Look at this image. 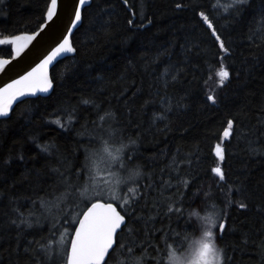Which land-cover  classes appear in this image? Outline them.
Here are the masks:
<instances>
[{"label":"trees","instance_id":"trees-1","mask_svg":"<svg viewBox=\"0 0 264 264\" xmlns=\"http://www.w3.org/2000/svg\"><path fill=\"white\" fill-rule=\"evenodd\" d=\"M49 1L3 0L0 38L36 31ZM81 14L51 91L0 119V264H65L106 149L128 214L107 264H168L204 213L225 224L222 264H264V0H89Z\"/></svg>","mask_w":264,"mask_h":264},{"label":"snow or ice","instance_id":"snow-or-ice-1","mask_svg":"<svg viewBox=\"0 0 264 264\" xmlns=\"http://www.w3.org/2000/svg\"><path fill=\"white\" fill-rule=\"evenodd\" d=\"M3 3V0H0ZM85 0H79V4L83 5ZM247 3V0H232L229 7L235 8ZM58 0H50V4L47 6L46 19L52 20L57 15ZM75 19L71 23L76 24L82 20L81 8L76 6L74 9ZM203 15V13H201ZM206 19V18H205ZM131 23V21H129ZM211 27V25H209ZM214 31V30H213ZM22 37L14 36L11 38V43L16 45L15 51L19 53L25 46L27 40H31L32 37L26 38L25 43H22ZM219 40V36H216ZM8 40L0 41V43H8ZM223 48V43H221ZM74 49L69 45L68 37H64L63 43H60L53 51L44 58L35 68L26 72L18 79L12 80L10 83L0 88V115L7 114V107L11 100L17 96H22L25 93H35L37 91L47 92L52 87V81L49 79L44 69L47 65L58 55L63 52H73ZM227 51V49H225ZM7 63V61L0 60V66ZM221 77H227L228 72L226 70L220 73ZM223 80L221 81V83ZM209 99H214L209 97ZM87 102V101H86ZM58 122V121H57ZM231 121L229 125L231 126ZM227 135V131L225 132ZM217 155L223 159L219 145L217 146ZM125 159L127 154H125ZM214 172L220 174L221 180L224 179L223 173L220 167L213 169ZM139 172H133L131 175H139ZM131 176L129 177V179ZM133 195H135V189H129ZM103 193L94 194L92 200L85 201L86 211L82 210V218L77 217L78 226H74V235H70V239L64 246L61 252V259L65 260V264H107L106 255L110 253L111 249H114L118 240V230H122V225L126 223L125 216L127 212L123 207L117 210V201L121 199L115 195L112 196V203L102 202ZM90 204V206H88ZM241 208H244V204H240ZM171 206L169 211H171ZM179 211V209L177 210ZM124 212V215H121ZM23 222V221H22ZM204 224L207 226L203 233V236L192 242L190 245L191 254L196 264H210L213 248L207 241L213 238V229L217 227L218 216L216 213H209L203 218ZM219 230L225 228V224L222 220L218 224ZM168 260L170 264H183L182 258L178 257L175 251L168 253Z\"/></svg>","mask_w":264,"mask_h":264},{"label":"water","instance_id":"water-1","mask_svg":"<svg viewBox=\"0 0 264 264\" xmlns=\"http://www.w3.org/2000/svg\"><path fill=\"white\" fill-rule=\"evenodd\" d=\"M88 3L89 0H85V3L83 5L79 4V0H58L57 15L54 16L52 20H47L45 14L44 22L36 31L30 34L19 35L20 37L24 38L21 41L22 43H25L26 38L29 36H31L32 39L26 41L25 46L22 48V50L19 51V53L15 51L16 45H13L11 43V56L9 58L0 57V60L7 61V63L0 66V88H3L5 84L10 83L12 80L18 79L26 72L31 71L32 68H35L38 64H40L42 60H44L46 56H48L53 51V49H55L60 43H63L64 37H68L69 45L71 46L70 35L79 26L81 22H77L76 24L71 23V21L75 19L73 9L76 6H79L82 10V8ZM71 53L72 52H63L57 57H55L47 65L44 71L47 73L49 79V70L51 66L57 60ZM51 89L52 87L49 88L47 92L37 91L35 93H25L22 96H17L15 99L10 101L7 107V114L0 115V119L8 116L14 104L19 100L25 97L47 95L51 91ZM217 146L218 145H216V150ZM86 210L87 208L84 211ZM80 217L82 218V214L80 215ZM75 226H78V220ZM71 235H74V229Z\"/></svg>","mask_w":264,"mask_h":264},{"label":"rangeland","instance_id":"rangeland-1","mask_svg":"<svg viewBox=\"0 0 264 264\" xmlns=\"http://www.w3.org/2000/svg\"><path fill=\"white\" fill-rule=\"evenodd\" d=\"M232 0H217V5H221L224 7H229V5H231ZM202 19L205 20V17L203 15H201ZM3 40H8V43H0V45H7L9 43H11V38H7V37H1L0 41ZM122 148V147H121ZM121 152V149L118 150V155ZM101 159L103 162H105L106 164L102 165V166H97V164L94 167V170L96 172V175L94 174V179H92L90 181V186L88 185L86 193H85V198L86 200H92V197L94 194L97 193H103V197H102V201H111L112 196L115 195L117 197H120L122 199V189L124 187V183L122 180V175L125 172V167L122 166L121 163H119L116 159V157L110 153V151L108 149L105 150V154H102ZM124 168V172H122V169ZM98 173V174H97ZM208 215L207 213H204V217ZM218 216V215H217ZM203 217V218H204ZM218 224H219V219H218ZM218 224L217 227L215 229H213V239L215 241V233H216V229L218 228ZM207 226L204 224L203 219H202V223H201V228H202V232L203 230L206 228ZM201 232V234H202ZM200 234V237L198 235V239H200L202 237V235ZM193 241L189 242L188 244L185 245V249H179V246L177 247H171L168 250V253L170 251H177V252H181L183 253L184 251L190 249V245L192 244ZM216 243V242H215ZM58 245V243L56 244V246ZM64 248V245L61 244L59 247V252H62V249ZM168 257V256H167Z\"/></svg>","mask_w":264,"mask_h":264},{"label":"clouds","instance_id":"clouds-1","mask_svg":"<svg viewBox=\"0 0 264 264\" xmlns=\"http://www.w3.org/2000/svg\"><path fill=\"white\" fill-rule=\"evenodd\" d=\"M205 230L206 229L203 230L201 234L202 236ZM207 242L211 244L213 248V255L210 264H222V249L219 248L213 238H210ZM175 253L178 257L182 258L183 264H196V261L193 259L190 249L184 251L183 253L177 251ZM166 259L168 260V257ZM168 264H170L169 260Z\"/></svg>","mask_w":264,"mask_h":264},{"label":"bare ground","instance_id":"bare-ground-1","mask_svg":"<svg viewBox=\"0 0 264 264\" xmlns=\"http://www.w3.org/2000/svg\"><path fill=\"white\" fill-rule=\"evenodd\" d=\"M85 200H86V198H85Z\"/></svg>","mask_w":264,"mask_h":264}]
</instances>
